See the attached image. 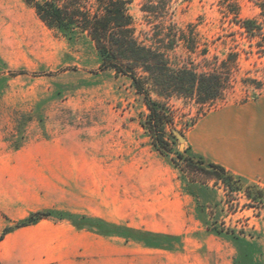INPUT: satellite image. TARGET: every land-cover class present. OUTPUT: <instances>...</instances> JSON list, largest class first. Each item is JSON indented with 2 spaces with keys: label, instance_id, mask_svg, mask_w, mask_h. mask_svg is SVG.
Segmentation results:
<instances>
[{
  "label": "rangeland",
  "instance_id": "1",
  "mask_svg": "<svg viewBox=\"0 0 264 264\" xmlns=\"http://www.w3.org/2000/svg\"><path fill=\"white\" fill-rule=\"evenodd\" d=\"M144 1L129 4L139 38L153 32ZM231 4L241 18L264 21V0L171 2L173 23L200 38L193 53L179 46L173 57L203 66L237 52L238 61L222 98L166 100L171 149L161 152L141 126L142 96L128 77L99 69L85 32L49 28L24 0H0V232L33 209L63 206L166 235L151 247L42 219L0 240L2 264H264V206L250 207L243 193L228 194L213 180L192 182L173 162L187 147L200 155L186 133L202 115L264 93V57L233 22ZM174 130L184 137L182 150ZM212 220L237 239L206 229Z\"/></svg>",
  "mask_w": 264,
  "mask_h": 264
},
{
  "label": "trees",
  "instance_id": "2",
  "mask_svg": "<svg viewBox=\"0 0 264 264\" xmlns=\"http://www.w3.org/2000/svg\"><path fill=\"white\" fill-rule=\"evenodd\" d=\"M24 1L49 28L61 32H85L97 51L99 69H112L116 74L130 79L148 110L141 126L149 133L152 144L161 152L171 149L166 127L173 124V118L167 99L177 96L189 98L196 104H207L222 98L231 86L238 61L237 52H227L223 58L215 57L213 62L203 66L195 64L190 58L180 60L170 54L179 46L193 53L200 45V38L192 28H181L173 23L172 0L144 1L141 11L145 13L146 23L152 25L153 32L146 33L143 38L136 34L134 18L129 11L131 0ZM231 6L229 11L234 14L233 22L250 41L255 39L257 52L264 57V21L252 17L241 18L236 5ZM166 17L170 19L168 24ZM207 53L205 45L200 49V54L206 56ZM170 136L174 137L172 134ZM173 162L192 182H198L197 177L213 180L228 194L243 193L250 207L264 206V186L245 182L223 165L207 160L202 155L189 154L188 147L183 151L177 150ZM54 217L70 220L78 229L86 228L103 236L116 235L151 247H157L153 240L166 237L162 233L116 225L101 218L78 222L73 214L39 209L29 212L14 225L3 228L0 240L15 229ZM205 227L209 231L229 236L232 240L237 239L233 228L217 225L214 220L212 223L206 222Z\"/></svg>",
  "mask_w": 264,
  "mask_h": 264
},
{
  "label": "crops",
  "instance_id": "3",
  "mask_svg": "<svg viewBox=\"0 0 264 264\" xmlns=\"http://www.w3.org/2000/svg\"><path fill=\"white\" fill-rule=\"evenodd\" d=\"M186 142L195 152L223 165L245 182L264 186V93L208 111L186 133ZM53 209L73 214L78 222L91 217L82 210L63 206Z\"/></svg>",
  "mask_w": 264,
  "mask_h": 264
},
{
  "label": "water",
  "instance_id": "4",
  "mask_svg": "<svg viewBox=\"0 0 264 264\" xmlns=\"http://www.w3.org/2000/svg\"><path fill=\"white\" fill-rule=\"evenodd\" d=\"M174 135L177 137L178 141H179V149L182 150V142L184 141V137L183 135L178 132V131H173Z\"/></svg>",
  "mask_w": 264,
  "mask_h": 264
}]
</instances>
